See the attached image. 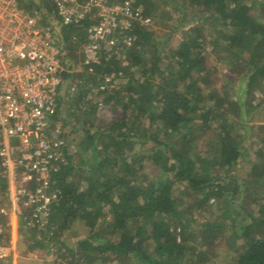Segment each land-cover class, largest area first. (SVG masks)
<instances>
[{"label":"trees","instance_id":"trees-1","mask_svg":"<svg viewBox=\"0 0 264 264\" xmlns=\"http://www.w3.org/2000/svg\"><path fill=\"white\" fill-rule=\"evenodd\" d=\"M27 1L28 6H34L32 0ZM190 2L208 12V17L222 19V25L228 27L227 31L220 28L223 37L227 39L226 49L232 51L233 58L236 55V65L242 66L239 70H242L243 77L248 78L246 89L252 90L261 82L260 78L264 77V21L251 12L254 6H248L243 0ZM144 9L149 14V10ZM191 30L192 33L174 50L177 57L176 71L165 85L155 82L153 73H159L160 70L156 56L152 72L145 77H136L135 83L126 86L129 98L124 101L120 98L124 109L122 119L113 121L104 129L101 126L95 130H91L90 126L85 128L87 138L99 137L103 141L101 147L96 145V162L85 176L86 182L80 184L69 178L72 168L69 156L68 162L53 172L52 177L55 185L61 189V196L53 203L49 223L59 229L67 228L80 215L86 217V222L94 227L98 217L103 214V203L108 205L111 213L107 223L111 225V231L118 233L117 239H110L98 231L91 233L78 240V250L69 248L72 254L82 252L92 259L91 251L110 250L121 256L132 255L144 264H185L182 258L191 250V246H188L189 238L184 232L189 226L187 220L192 207L235 191L236 187L230 185L229 181L219 180L218 176L210 177L204 161L193 156L186 148L193 130L203 125L200 123L211 126L212 121L216 120L221 127L216 161L229 168L243 154L241 141L232 132L235 123L230 125L227 111H221L223 105H236L237 101L230 99L229 94L219 95L214 89L205 91V76H199V72L204 69V42L198 39L195 25ZM70 32L79 33L82 40L85 39L84 27L69 26L64 28L65 42L69 41ZM136 33L137 39L126 53L127 59L129 57L134 63H139L143 60L139 48L143 41L151 39L152 33L147 26H138ZM124 70L122 60L114 56L96 65V73L93 74L102 76L116 71L118 76ZM63 75L67 78L71 74L64 72ZM199 77H202V81ZM106 91L110 92L111 89ZM207 98L212 99L214 104ZM131 110L135 113V120L144 117L148 120L144 123L149 126L142 131L136 130L135 120L133 123L128 121ZM154 124L165 129L168 137L162 139L156 130L151 131ZM131 136H138L139 140H153L154 144L141 156L143 159L147 156V160L160 168L154 177L144 173L142 179H139L138 170L144 168L142 158L119 163V157L124 156L129 143L133 148ZM139 153L137 155L140 156ZM260 155V163L256 167L259 164L264 166V150H260ZM135 161L140 162L138 167ZM116 164L125 166V173L117 174ZM260 182V186H264V178H254V191ZM182 183L203 194L204 198L195 205L186 203L179 193V184ZM249 213V220L242 225L240 233L237 226L233 225L234 234L241 239L236 264H264V210L261 209L259 214ZM178 228L180 232H176ZM38 229H28L33 238L29 244L30 249L46 245V237L35 234ZM100 239H104V242L100 243ZM93 259L96 260L95 257ZM0 264H3L2 259Z\"/></svg>","mask_w":264,"mask_h":264},{"label":"rangeland","instance_id":"rangeland-1","mask_svg":"<svg viewBox=\"0 0 264 264\" xmlns=\"http://www.w3.org/2000/svg\"><path fill=\"white\" fill-rule=\"evenodd\" d=\"M243 1L248 6H254L251 12L264 21V0ZM140 3L149 10L151 20L147 28L152 33L151 39L143 41L141 49L139 48L143 60L134 63L128 57L122 62L125 70L116 76L112 87L109 88L110 92L98 88L99 74L96 76L83 68L73 71L63 83L59 102L61 121L67 132V162L69 156L72 166L69 178L80 184L85 183V176L90 173L96 162V145H103L99 137L87 138L85 128L90 126L91 130H95L101 126L104 129L113 121L122 119L124 109L121 99L124 101L129 98L126 86L135 83L136 77L148 76L153 70L156 56L160 70L159 73H153L155 82L165 85L176 71L177 57L174 50L192 33L191 27L195 25L198 29V39L204 42L202 51L205 52L204 69L199 72V76H205L206 92L214 89L219 95L226 93L230 99L237 101L236 105H223L221 111H227L230 125L235 123L232 132L241 141L243 154L229 168L216 161L221 133L220 123L216 120L212 121L211 126L208 123H200L203 125L197 126L191 139L186 142L187 150L204 161L210 177L218 176L219 180L229 181L236 189L192 207L187 220L189 226L184 232L189 238L187 243L191 250L182 261L185 264H236L241 239L234 234L233 225L237 226L240 233L242 225L249 220V212L259 214L261 209L264 210V186H260L262 182L254 191V178H264V166H255L260 163V150H264V77L260 78L261 82L252 87V90L246 89L248 78L242 76V70H239L242 66L236 65V55L233 58L232 51L226 49L227 39L223 37L220 28L227 31L228 27L222 25V19L208 17V12L195 6L190 0H141ZM70 35L69 41L65 42V50L69 62L75 64L83 55L82 36L76 32H70ZM200 79L202 77H199ZM207 100L214 104L212 99ZM128 114V121L133 123L135 113L131 110ZM135 122L136 130L142 131L149 126L144 123L148 122L144 117ZM150 130H156L162 139L168 137L165 129L157 127V124L152 125ZM130 140L134 141L133 148L130 143L127 149L124 145V156L119 157V163L142 158L145 163L142 162L144 168L138 170L139 179H142L144 173L154 177L160 168L147 160V156L144 159L141 156L154 144L153 140H139L138 136H131ZM138 151L140 156L137 155ZM139 164L140 162L135 161L136 167ZM124 168L121 164L115 166L117 174L120 175L125 173ZM179 193L186 203L194 205L204 198L203 194L194 191L185 183L179 184ZM101 206L103 214L98 217L94 227L86 222V217L80 215L72 220L69 227L63 229L49 223L48 218L45 225L37 228L38 232L35 233L38 237H41L40 234L46 237V245L29 249L30 242H33L31 232L26 229L20 216H17V229H13L12 221L16 216L12 199L6 179L0 174V222L5 226L0 241L13 244V251L19 254L18 264H144L132 255L121 256L110 250L91 251L90 257H95L96 260L86 257L82 252L72 254L69 248L78 250V240L96 231L110 239L118 238V233L111 231V225L107 223L111 218L108 205L102 203ZM176 232H180V228ZM179 235L182 236L181 233ZM101 242H104V239H100ZM14 252L2 259V263L15 264L12 258Z\"/></svg>","mask_w":264,"mask_h":264},{"label":"built area","instance_id":"built-area-1","mask_svg":"<svg viewBox=\"0 0 264 264\" xmlns=\"http://www.w3.org/2000/svg\"><path fill=\"white\" fill-rule=\"evenodd\" d=\"M32 1L30 7L27 0H0V174L27 230L44 226L61 196L52 174L68 154L59 102L64 72L96 73L114 56L125 62L137 27L151 20L138 0ZM69 26L85 30L76 67L65 50ZM116 76L98 75V88L108 90ZM13 250L0 241V259Z\"/></svg>","mask_w":264,"mask_h":264},{"label":"crops","instance_id":"crops-1","mask_svg":"<svg viewBox=\"0 0 264 264\" xmlns=\"http://www.w3.org/2000/svg\"><path fill=\"white\" fill-rule=\"evenodd\" d=\"M14 214H15L16 217L14 216L15 219H13L12 223L14 224V228H13V229L15 230V229H17V228H16V227H17V216H20V217H21V215L18 214V213H14ZM14 217H13V218H14ZM23 219H24V218H23ZM24 223H25V219H24ZM29 249H30V248H29ZM18 255H19L18 253L14 252L13 257H12V258L14 259L15 264H18V263H17V262H18V260H17V259H18ZM22 256H23V255H22Z\"/></svg>","mask_w":264,"mask_h":264}]
</instances>
